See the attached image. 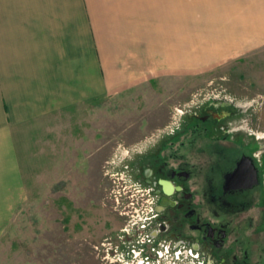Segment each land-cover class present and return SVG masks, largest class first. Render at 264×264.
Returning <instances> with one entry per match:
<instances>
[{
    "label": "crops",
    "instance_id": "1",
    "mask_svg": "<svg viewBox=\"0 0 264 264\" xmlns=\"http://www.w3.org/2000/svg\"><path fill=\"white\" fill-rule=\"evenodd\" d=\"M262 53L264 0H0V239L23 161L83 150L90 104Z\"/></svg>",
    "mask_w": 264,
    "mask_h": 264
},
{
    "label": "flooded vegetation",
    "instance_id": "2",
    "mask_svg": "<svg viewBox=\"0 0 264 264\" xmlns=\"http://www.w3.org/2000/svg\"><path fill=\"white\" fill-rule=\"evenodd\" d=\"M220 87L129 147V175L108 179L120 220L97 244L99 264L119 250L131 264H264V124L253 102Z\"/></svg>",
    "mask_w": 264,
    "mask_h": 264
},
{
    "label": "rangeland",
    "instance_id": "3",
    "mask_svg": "<svg viewBox=\"0 0 264 264\" xmlns=\"http://www.w3.org/2000/svg\"><path fill=\"white\" fill-rule=\"evenodd\" d=\"M209 85H220L228 95L232 92L253 102L264 124V53L178 82L158 81L135 89L130 96L90 104L87 131L79 138L84 141L83 150L70 152L65 162L62 157L67 152L56 153V165L49 168L27 165L47 163L42 155L32 162L23 161L27 198L0 239V264H99L97 244L117 235L111 225L120 220L106 199L108 179L118 173L129 175L124 169L129 147L145 144L146 140L138 139L151 130L177 127L180 112L192 110L191 100ZM117 143L119 152L114 149ZM101 145L98 157L89 158ZM109 155L111 176L105 177L100 161ZM115 255H107L103 264H131L120 250Z\"/></svg>",
    "mask_w": 264,
    "mask_h": 264
}]
</instances>
